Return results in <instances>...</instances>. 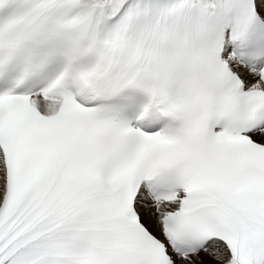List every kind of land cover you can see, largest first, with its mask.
Listing matches in <instances>:
<instances>
[{"label": "snow or ice", "instance_id": "6c2138e0", "mask_svg": "<svg viewBox=\"0 0 264 264\" xmlns=\"http://www.w3.org/2000/svg\"><path fill=\"white\" fill-rule=\"evenodd\" d=\"M0 264H264V0H0Z\"/></svg>", "mask_w": 264, "mask_h": 264}]
</instances>
